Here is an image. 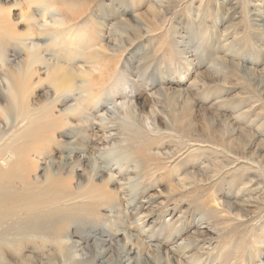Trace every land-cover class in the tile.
<instances>
[{"label":"rangeland","instance_id":"rangeland-1","mask_svg":"<svg viewBox=\"0 0 264 264\" xmlns=\"http://www.w3.org/2000/svg\"><path fill=\"white\" fill-rule=\"evenodd\" d=\"M47 1L45 19L53 28L67 13H84L65 24L70 44L52 46L46 63L36 64L22 119L2 109L7 88L0 59V151L29 145L9 188L48 190L53 177L63 179L62 207L83 203L68 200L84 190L82 180L113 189L118 198H102L94 216L65 222L54 234L49 223L22 226L23 213L7 219L0 224V264H176V258L182 264H264V0ZM1 9L19 33L27 28L26 12H42L28 0H0ZM13 43L4 48L13 67L41 44L27 37ZM54 62L104 74L101 99L82 113L89 121L58 122L57 129L25 141L20 133L57 95L45 81ZM111 84L119 86L116 101L131 95L139 112L134 120L106 110ZM83 96L71 93L53 115ZM180 118L191 127L178 130ZM100 124L115 125L103 130ZM72 136L89 143L90 152L69 153ZM140 154L148 157L145 167ZM91 155L115 160L92 179ZM56 162L67 166L58 170ZM70 241L78 242L75 250H66Z\"/></svg>","mask_w":264,"mask_h":264},{"label":"bare ground","instance_id":"bare-ground-1","mask_svg":"<svg viewBox=\"0 0 264 264\" xmlns=\"http://www.w3.org/2000/svg\"><path fill=\"white\" fill-rule=\"evenodd\" d=\"M28 1H29V4L36 3V2L39 3V5L42 6V12L39 13L37 12V10L35 11V9L30 11L29 13L26 12L24 16L27 17L26 18L27 28L23 33H19L14 29V24L10 22L4 10L1 9L2 12L0 11V59H2V67H3L2 72L6 80V88H7L6 94L3 93L5 94L4 95L5 104L2 107V109H4L10 114L12 113V115H15L14 116L15 119H18V117H21V119L26 117L27 116L26 112L29 111V107H28L29 103H28L27 98L30 95L31 88H33L34 83H35L33 82L32 77L39 72V67H36V64H38V62L46 63L45 62L46 52L52 46L62 45V47H65L70 44V40L65 34L66 29L68 28L65 26V24L67 22L75 21V19L78 16H81L84 13L83 11L79 10L73 13H67L66 15L64 14L65 15L64 17L67 19L63 20L61 18H58L57 25L55 26V28H53L47 25L46 19H45L46 14L49 11L48 1L47 0H28ZM38 14L44 20L41 23H39L37 20ZM112 31H115V29H113ZM25 37L35 38L36 40L40 41L41 44L38 48H35L36 50L34 49L32 51H29L28 54L26 53L27 57L20 60V62L16 66L13 67L9 64V59L6 60L5 53H4L6 50H4V48L6 47V44H14L13 42H16L19 40L24 41ZM43 45L45 46L43 47ZM20 51H22V49H20ZM93 57L94 59H97L95 58V56ZM68 59H70V56H68ZM112 60L114 59L112 58ZM100 63L101 65L105 64L103 58H101ZM100 63L99 61L98 62L96 61V64L99 65ZM51 66L52 67H49L48 69V73H47V76L45 77V81L51 85V88H52L51 90L55 92L57 95L55 96V99L52 100L53 103H50L52 104L50 107H47V108L43 107L44 109L39 108L40 112L38 116H36L34 119L30 121L27 129L25 128L26 130L23 131V133L21 132L22 134L20 133L21 135L20 138L26 139L27 136L41 135L43 130L49 129V128L52 129L56 127L58 122H62L63 127L67 126L70 123L69 119L78 120L80 122H87L89 121V119L87 120V117L83 116L82 113L89 108L96 107V104L101 99L100 98L101 91H102L101 83L102 81H104L105 78H107L104 74L91 73V72L87 73L84 71L78 72L74 68V66L69 65L68 62L66 64L64 63L62 64V62L60 63L54 62V64ZM79 80L85 82V84L87 83L86 84L87 86L85 87V85H82L81 83H80L81 85L78 84L77 82ZM37 82L38 83L43 82V79L39 78ZM126 82H127V79L123 81V83H126ZM118 89H119V86L117 84H111L110 87L108 88V91H107L108 95L112 94V98L110 101L111 109L108 110L106 108V110L109 113H116L117 118H121L125 120L130 118L134 120L135 115L139 113L138 107L136 106L131 95H124L125 99L123 101H116L114 96L116 92L118 91ZM76 91L79 93L85 92L86 96H83L85 98L81 97L78 104H76L75 107H71V108L65 107L63 108V110H61L60 114L54 116L53 111H55V109L53 110V108H55L58 105L67 104L71 93L74 94ZM102 106L103 104L100 105V107ZM59 110L60 109H58L57 111ZM181 116H178V117H181ZM175 118L178 119L176 116ZM135 121H137V119ZM182 121L184 120H181L180 118L181 123L179 126H177L178 130L179 129L186 130L187 127L189 126L191 127V125L184 123L186 121L184 122ZM187 122L189 123V121ZM182 123H184V125ZM113 125L115 124H111V125L100 124L99 128L103 129L105 127L104 129H107V128H111V126ZM54 130L52 132H54ZM97 137H96V140H97ZM92 140L94 141V139ZM25 141H27V139ZM20 143L23 144V141ZM26 143L27 142H25L21 146L14 145L12 148L9 149L10 151H8L7 153L4 152V149L0 151V224H2L3 222L5 223L7 219L11 220L13 216L18 215L19 213H23L25 216L23 220L19 221V222H22V226H25V228L34 227V226L37 228H40V227L43 228L45 223H49L51 224L49 228L52 229V232L54 234V233H57L59 229H61L63 224H66L67 222L70 223V221L74 220V218L82 219L83 217H87L91 215L94 216L95 212L97 211L96 209L97 208L99 209V205H102V198L109 196L110 198H113L112 199L113 201L115 202L117 201V198H118L117 191L113 189L106 190L104 187L97 186L96 184H89L90 182L84 183L83 180L79 181L78 186H79V189L80 187H83L82 189L84 190L78 192L75 195H72L71 193V195L68 196L69 201L78 199L82 201L83 203L81 204L73 203V205L65 206V207H62L60 205L63 199H59L61 198L60 196H63L65 194V189L61 185L62 182L60 183V181L63 179L58 181V180H55L53 177H51V179L48 180V186H49L48 190L38 191L37 189H34L29 184L28 185L24 184L25 187L21 191H17L16 189L14 190L10 189L9 187L11 186V184L9 185L8 182H12L15 179H19L18 178L19 176L16 177L14 175L17 174L16 170H18V168L23 165L24 158L26 154L28 153L29 145L27 146ZM68 143L71 144V146L69 147L70 148L69 153L70 152H84V153L90 152L89 150L90 147L88 145L89 143L85 144L82 141H79V139H77L76 137L73 138L72 136V139H70ZM9 147H11V145ZM139 147L142 150V145H139ZM116 151L117 149H115V152ZM116 153H117L116 154L117 156L115 154L114 155L118 159L120 157V154H118V152ZM13 155H16V160L14 161V163L13 162L11 163V158L13 157ZM84 157L86 158L87 156H84ZM90 157L92 158L93 164H94L92 168L94 170L92 174V179L99 178L101 171H105L106 169L109 170L110 165L115 160L112 158L114 156H110V158L112 159H109L108 156L101 157V155H97V156L91 155ZM139 161L141 164L143 163L145 167V165L148 162V157L143 154H140ZM56 164H57L56 165L57 169L59 167L64 168V166L65 167L67 166L66 165L67 163L65 162L64 163L56 162ZM73 166H75V163L74 165H72L71 168H74ZM106 176H107V179L105 180H108V182L110 183L114 182L115 176L114 174L111 173V171H109L106 174ZM231 187L232 186H230L229 188ZM193 188L194 187H192V189ZM131 190H134V188H132ZM49 192H50L49 196H46ZM6 203H10L9 207L7 208H5ZM70 208L74 209V211L70 210L71 213L69 211ZM210 217H214V216L211 214ZM138 219L140 220V218ZM45 220L46 221L48 220V221L45 222ZM190 243L191 241L189 240L184 241L179 244L178 248L183 249L184 247H187ZM77 244H78L77 241L75 242L70 241L66 245L65 248L66 250H71L72 248H74L73 250H75V248L78 247ZM100 254L101 253H98V255ZM184 259L189 260L191 259V256L184 257ZM176 264H182L181 258L180 259L176 258Z\"/></svg>","mask_w":264,"mask_h":264}]
</instances>
